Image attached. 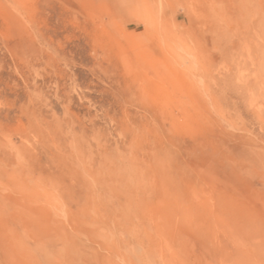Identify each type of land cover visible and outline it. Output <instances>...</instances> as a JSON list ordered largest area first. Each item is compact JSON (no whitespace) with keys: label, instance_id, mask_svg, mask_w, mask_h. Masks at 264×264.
<instances>
[{"label":"rangeland","instance_id":"rangeland-1","mask_svg":"<svg viewBox=\"0 0 264 264\" xmlns=\"http://www.w3.org/2000/svg\"><path fill=\"white\" fill-rule=\"evenodd\" d=\"M0 264H264V0H0Z\"/></svg>","mask_w":264,"mask_h":264}]
</instances>
